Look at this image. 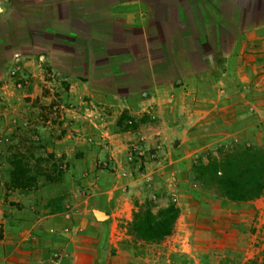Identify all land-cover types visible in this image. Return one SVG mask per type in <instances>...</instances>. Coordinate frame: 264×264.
<instances>
[{"label": "rangeland", "instance_id": "obj_1", "mask_svg": "<svg viewBox=\"0 0 264 264\" xmlns=\"http://www.w3.org/2000/svg\"><path fill=\"white\" fill-rule=\"evenodd\" d=\"M0 69V264L69 263L73 234L98 242L102 232L88 220H98L95 212L105 218L104 194L116 185L131 198L132 216L147 199L158 206L173 201L179 209L190 201L202 214L218 203L234 214L246 210L203 192L190 166L193 158L205 160L234 144L264 147V124H254L255 113L228 129L190 124L183 113L158 110L155 96L125 102L57 74L38 58ZM19 165L34 183L11 182ZM122 167L132 174L128 183ZM259 198L264 203V195ZM257 216H244L249 218L244 233L257 234V242L245 234L244 249L254 250L246 259L234 249L203 250L211 242L199 229L186 241L197 252L193 256L172 249L165 238L135 240L132 217L119 228L137 264H264V222ZM109 244L105 240L107 249Z\"/></svg>", "mask_w": 264, "mask_h": 264}, {"label": "crops", "instance_id": "obj_2", "mask_svg": "<svg viewBox=\"0 0 264 264\" xmlns=\"http://www.w3.org/2000/svg\"><path fill=\"white\" fill-rule=\"evenodd\" d=\"M20 1L23 6L16 12L11 0H0V32L9 27L26 32L24 20L34 19L64 35L50 45L18 34L16 41L10 38L16 43L1 44L0 66L38 58L57 74L86 81L125 102L155 96L158 110L183 113L190 124L228 129L243 124L247 113L258 117L254 124H264V0ZM119 170L128 183V168ZM118 189L116 185L104 194L105 218L88 220L102 232L98 242L91 235L73 234L66 264L139 262L125 229L119 228L131 220L132 200ZM185 205L163 243L193 255L186 241L199 229L211 242L203 250L234 249L245 259L253 257L254 250L244 249L249 233H244L249 219L244 216L257 213L264 222L262 198L240 203L246 210L239 214L227 212L222 203L206 214L197 212L199 204ZM249 234L257 242V234Z\"/></svg>", "mask_w": 264, "mask_h": 264}, {"label": "trees", "instance_id": "obj_3", "mask_svg": "<svg viewBox=\"0 0 264 264\" xmlns=\"http://www.w3.org/2000/svg\"><path fill=\"white\" fill-rule=\"evenodd\" d=\"M11 2L15 5L16 12H19L23 3L20 0H11ZM24 21L26 32L17 31L18 28L14 27H9L6 32H0V46L7 41L10 42V38L16 41L18 34H22L21 39L26 35L31 43L43 42L50 45L56 44V39L64 35L34 19ZM72 36L76 37V35ZM22 172L23 169L19 165L17 172L10 178L11 182L16 184L23 180L29 185L34 183L30 181H35V177H24ZM190 174L203 192L228 203L253 201L264 195V147L234 144L230 148H219L215 155L207 154L205 160L200 157L193 158ZM179 212V207L173 201L166 206H158L153 200L147 199L137 204L129 224V232L135 240L159 242L172 232Z\"/></svg>", "mask_w": 264, "mask_h": 264}, {"label": "water", "instance_id": "obj_4", "mask_svg": "<svg viewBox=\"0 0 264 264\" xmlns=\"http://www.w3.org/2000/svg\"><path fill=\"white\" fill-rule=\"evenodd\" d=\"M95 217H96L98 220H102L103 217H104V214L101 213V212H95Z\"/></svg>", "mask_w": 264, "mask_h": 264}]
</instances>
